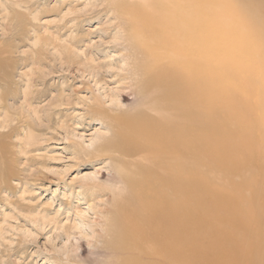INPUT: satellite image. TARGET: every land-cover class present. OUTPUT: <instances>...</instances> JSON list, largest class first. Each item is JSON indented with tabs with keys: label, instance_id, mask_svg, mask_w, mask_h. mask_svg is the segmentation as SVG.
Wrapping results in <instances>:
<instances>
[{
	"label": "bare ground",
	"instance_id": "1",
	"mask_svg": "<svg viewBox=\"0 0 264 264\" xmlns=\"http://www.w3.org/2000/svg\"><path fill=\"white\" fill-rule=\"evenodd\" d=\"M260 8L257 0L117 4L129 40L125 90L109 106L92 92L110 132L93 148L124 191L109 230L110 248L133 255L126 263L264 264ZM84 71L96 84L104 75ZM127 99L141 102L122 108Z\"/></svg>",
	"mask_w": 264,
	"mask_h": 264
},
{
	"label": "rangeland",
	"instance_id": "2",
	"mask_svg": "<svg viewBox=\"0 0 264 264\" xmlns=\"http://www.w3.org/2000/svg\"><path fill=\"white\" fill-rule=\"evenodd\" d=\"M121 1L0 0V264L133 258L111 246L124 191L93 148L110 132L92 92L109 106L125 90ZM87 68L103 72L97 84Z\"/></svg>",
	"mask_w": 264,
	"mask_h": 264
}]
</instances>
